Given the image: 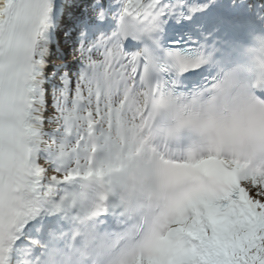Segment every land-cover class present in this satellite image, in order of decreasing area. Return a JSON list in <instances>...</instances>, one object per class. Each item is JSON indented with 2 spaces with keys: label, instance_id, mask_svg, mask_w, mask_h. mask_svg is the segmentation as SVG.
Returning <instances> with one entry per match:
<instances>
[{
  "label": "snow or ice",
  "instance_id": "6c2138e0",
  "mask_svg": "<svg viewBox=\"0 0 264 264\" xmlns=\"http://www.w3.org/2000/svg\"><path fill=\"white\" fill-rule=\"evenodd\" d=\"M118 3L72 72L56 0H0V264H264V163L219 149L264 137V0Z\"/></svg>",
  "mask_w": 264,
  "mask_h": 264
},
{
  "label": "clouds",
  "instance_id": "9594fccd",
  "mask_svg": "<svg viewBox=\"0 0 264 264\" xmlns=\"http://www.w3.org/2000/svg\"><path fill=\"white\" fill-rule=\"evenodd\" d=\"M264 43V33L252 37L248 47H258ZM219 149L227 156L240 159L249 166L264 163V137L248 135L235 142H224Z\"/></svg>",
  "mask_w": 264,
  "mask_h": 264
},
{
  "label": "bare ground",
  "instance_id": "6f19581e",
  "mask_svg": "<svg viewBox=\"0 0 264 264\" xmlns=\"http://www.w3.org/2000/svg\"><path fill=\"white\" fill-rule=\"evenodd\" d=\"M58 1V4H59V2H60V4H61V7L60 8H63L64 7V5H66V3H67V0H56V2ZM63 10V9H62ZM61 10V11H62ZM59 11L60 10H57V17L58 16H60V14H61V12H60V14H59Z\"/></svg>",
  "mask_w": 264,
  "mask_h": 264
}]
</instances>
